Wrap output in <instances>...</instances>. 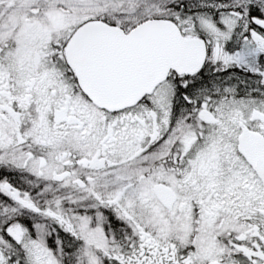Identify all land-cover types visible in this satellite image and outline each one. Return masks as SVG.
I'll return each instance as SVG.
<instances>
[{
  "label": "snow or ice",
  "instance_id": "snow-or-ice-1",
  "mask_svg": "<svg viewBox=\"0 0 264 264\" xmlns=\"http://www.w3.org/2000/svg\"><path fill=\"white\" fill-rule=\"evenodd\" d=\"M0 264H264V0H0Z\"/></svg>",
  "mask_w": 264,
  "mask_h": 264
}]
</instances>
